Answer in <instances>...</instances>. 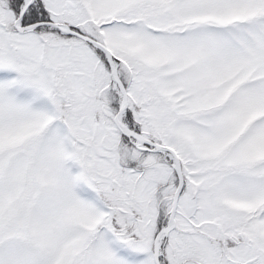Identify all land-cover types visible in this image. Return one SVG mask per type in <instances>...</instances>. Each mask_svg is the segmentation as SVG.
Here are the masks:
<instances>
[{
    "label": "snow or ice",
    "instance_id": "1",
    "mask_svg": "<svg viewBox=\"0 0 264 264\" xmlns=\"http://www.w3.org/2000/svg\"><path fill=\"white\" fill-rule=\"evenodd\" d=\"M0 264H264V0H0Z\"/></svg>",
    "mask_w": 264,
    "mask_h": 264
}]
</instances>
